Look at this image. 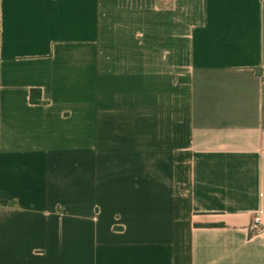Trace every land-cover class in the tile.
<instances>
[{
  "label": "crops",
  "instance_id": "crops-1",
  "mask_svg": "<svg viewBox=\"0 0 264 264\" xmlns=\"http://www.w3.org/2000/svg\"><path fill=\"white\" fill-rule=\"evenodd\" d=\"M0 264H264V0H0Z\"/></svg>",
  "mask_w": 264,
  "mask_h": 264
},
{
  "label": "built area",
  "instance_id": "built-area-1",
  "mask_svg": "<svg viewBox=\"0 0 264 264\" xmlns=\"http://www.w3.org/2000/svg\"><path fill=\"white\" fill-rule=\"evenodd\" d=\"M252 228L254 229V231L259 232L262 230V221H261V217L257 216L255 217L253 224H252Z\"/></svg>",
  "mask_w": 264,
  "mask_h": 264
},
{
  "label": "trees",
  "instance_id": "trees-1",
  "mask_svg": "<svg viewBox=\"0 0 264 264\" xmlns=\"http://www.w3.org/2000/svg\"><path fill=\"white\" fill-rule=\"evenodd\" d=\"M35 93H36L35 91H32V93H31V102L33 104L41 103V99L40 100L35 99Z\"/></svg>",
  "mask_w": 264,
  "mask_h": 264
}]
</instances>
